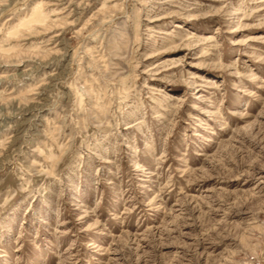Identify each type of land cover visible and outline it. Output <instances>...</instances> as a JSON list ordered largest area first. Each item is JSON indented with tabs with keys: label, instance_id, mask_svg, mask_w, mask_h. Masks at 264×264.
Returning <instances> with one entry per match:
<instances>
[{
	"label": "rangeland",
	"instance_id": "rangeland-1",
	"mask_svg": "<svg viewBox=\"0 0 264 264\" xmlns=\"http://www.w3.org/2000/svg\"><path fill=\"white\" fill-rule=\"evenodd\" d=\"M0 264H264V0H0Z\"/></svg>",
	"mask_w": 264,
	"mask_h": 264
},
{
	"label": "bare ground",
	"instance_id": "bare-ground-1",
	"mask_svg": "<svg viewBox=\"0 0 264 264\" xmlns=\"http://www.w3.org/2000/svg\"><path fill=\"white\" fill-rule=\"evenodd\" d=\"M33 20L35 21V19L32 17V19H31L30 21H33ZM30 21H29V22H30Z\"/></svg>",
	"mask_w": 264,
	"mask_h": 264
}]
</instances>
